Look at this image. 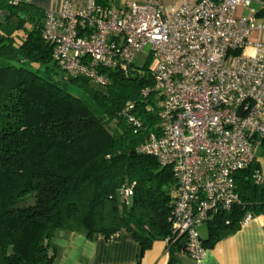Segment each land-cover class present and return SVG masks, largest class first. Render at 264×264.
Masks as SVG:
<instances>
[{
  "label": "trees",
  "instance_id": "16d2710c",
  "mask_svg": "<svg viewBox=\"0 0 264 264\" xmlns=\"http://www.w3.org/2000/svg\"><path fill=\"white\" fill-rule=\"evenodd\" d=\"M0 11V26L14 20L21 31L0 32V264H57L51 241L57 231L108 239L121 230L138 244L135 264L154 240L167 238L174 264L173 251L185 247L184 236L171 235L176 180L170 166L138 150L156 131L157 117L146 111L154 105L152 69L121 64L105 71V86L95 85L52 60L42 35L46 10L0 0ZM50 63L61 77L47 73ZM259 152L264 157V139ZM234 180L239 203L207 220L205 248L234 232L246 213H264L257 155Z\"/></svg>",
  "mask_w": 264,
  "mask_h": 264
},
{
  "label": "built area",
  "instance_id": "2783aa9c",
  "mask_svg": "<svg viewBox=\"0 0 264 264\" xmlns=\"http://www.w3.org/2000/svg\"><path fill=\"white\" fill-rule=\"evenodd\" d=\"M255 31L264 32V0H64L46 10L42 35L52 60L95 85L149 46L154 105L146 111L157 124L138 150L171 167V235L185 237L184 251L198 264L206 251L198 227L239 203L234 174L254 161L264 139V37L252 39ZM130 194L124 188L123 200Z\"/></svg>",
  "mask_w": 264,
  "mask_h": 264
},
{
  "label": "crops",
  "instance_id": "0c3cea01",
  "mask_svg": "<svg viewBox=\"0 0 264 264\" xmlns=\"http://www.w3.org/2000/svg\"><path fill=\"white\" fill-rule=\"evenodd\" d=\"M43 10H56L64 0H28ZM129 0H106L121 6ZM171 6L181 0H162ZM74 6H82L94 0H70ZM5 14L0 11V15ZM8 23L14 25L15 21ZM8 23L0 26L4 34L20 35L9 27ZM264 37V32H253L252 39ZM56 250L57 264H135L138 250L137 242L131 235L121 230L116 235L104 239L100 235L88 238L83 231H57L52 237ZM166 240H154L140 259V264H168L169 251ZM174 264H198L190 258L184 249L173 251ZM201 264H264V213L253 215L240 222L232 233L219 239L212 247L206 248Z\"/></svg>",
  "mask_w": 264,
  "mask_h": 264
},
{
  "label": "rangeland",
  "instance_id": "374dc122",
  "mask_svg": "<svg viewBox=\"0 0 264 264\" xmlns=\"http://www.w3.org/2000/svg\"><path fill=\"white\" fill-rule=\"evenodd\" d=\"M9 27H12L15 29V23L12 25L11 23H8ZM1 30V29H0ZM17 31V30H16ZM16 35V34H15ZM148 49L149 46H145L142 52H139L136 54V56L133 59V65L138 68H142L143 66L153 68L154 66V59L150 55H148ZM45 68V67H44ZM41 72L43 70V67L40 68ZM47 73L52 75L54 78H59L63 74V71L57 67H55L52 63H50L46 67ZM39 72L40 74H42ZM43 75V74H42ZM73 93L78 94L80 92L79 88H75L72 90ZM110 126H112V123H110ZM260 152H257V160L259 161L261 165V170L264 171V157H261ZM19 203L15 204V206H18ZM198 233L200 238H205L207 236V226L206 223L198 227Z\"/></svg>",
  "mask_w": 264,
  "mask_h": 264
}]
</instances>
